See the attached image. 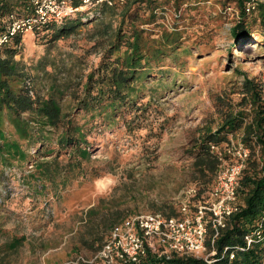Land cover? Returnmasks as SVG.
<instances>
[{
	"label": "trees",
	"instance_id": "obj_1",
	"mask_svg": "<svg viewBox=\"0 0 264 264\" xmlns=\"http://www.w3.org/2000/svg\"><path fill=\"white\" fill-rule=\"evenodd\" d=\"M67 1L79 8L60 20L33 26V38L46 44V52L32 65L18 56L23 33L10 35L0 45V179L13 177L24 183L30 209L38 211L45 210L51 197L61 198L75 179L96 173L91 160L92 151L101 145L96 142L99 134L123 127L130 137L143 142L150 140V131L161 134L167 120L160 119L159 99L177 84L179 70L174 67L182 63V54L191 53L200 39L215 35V15L226 16L231 7L237 14L229 31L236 51L264 45V4L247 13L245 0ZM217 4L222 7L214 15L211 8ZM34 13L32 0H0V34L8 31L12 14L29 17ZM82 32L76 40L81 41L83 53L95 49L101 55L82 85L78 82L73 88L75 59L68 64L64 57L60 64L52 55ZM235 71L243 78L237 88L219 95V121L216 126L200 127L188 151L198 200L208 196L219 170L231 162L234 144L241 141L250 149L238 177V210L217 231L206 216V251L201 255L178 251L160 255L149 249L135 262L113 264H264V79L239 68ZM28 163L32 167L27 172L19 177L13 173V168L23 169ZM166 206L153 211L167 216L178 213ZM128 216L111 221L109 234ZM25 241L24 235H14L5 248L0 247V262L8 250ZM97 261L80 258L68 264Z\"/></svg>",
	"mask_w": 264,
	"mask_h": 264
},
{
	"label": "rangeland",
	"instance_id": "obj_2",
	"mask_svg": "<svg viewBox=\"0 0 264 264\" xmlns=\"http://www.w3.org/2000/svg\"><path fill=\"white\" fill-rule=\"evenodd\" d=\"M221 7L212 6L211 13L217 14ZM237 18L232 7L226 16L215 15V35L196 40L191 53L182 54V63L174 67L179 70L177 84L159 99L160 119L167 120L160 135L150 131V140L143 142L130 137L123 127L99 134L96 142L101 145L92 151L91 160L96 173L88 172L87 178L75 179L63 190L61 198L51 197L43 211L30 209L24 183L13 177L0 179V247L5 248L14 235L26 237L23 245L8 250L0 264H68L80 258L94 262L109 236L111 221L165 204L178 211L184 198L182 191L194 186L188 149L200 127L216 126L219 121V95L237 88L243 78L236 68L264 79V45L253 44L249 51L233 48L229 31ZM84 34L59 45L52 55L60 64L64 57L68 64L75 59L73 88L82 85L101 55V50L95 49L83 53L81 41L76 39ZM23 36V50L18 56L32 65L45 54L46 44L38 43L31 32ZM231 50L233 53L229 54ZM61 72L62 76L67 75L64 70ZM153 126L158 128L156 123ZM146 131L142 130V135ZM32 152L36 155V147ZM31 167L28 163L26 168L12 171L19 177ZM6 173H11L10 169ZM91 207L93 213H88Z\"/></svg>",
	"mask_w": 264,
	"mask_h": 264
},
{
	"label": "built area",
	"instance_id": "obj_3",
	"mask_svg": "<svg viewBox=\"0 0 264 264\" xmlns=\"http://www.w3.org/2000/svg\"><path fill=\"white\" fill-rule=\"evenodd\" d=\"M105 0H97L101 2ZM112 3V0H106ZM35 13L29 17L12 14V22L6 33L0 34V45L17 32L27 33L39 22L60 20L74 9L67 0H32ZM85 3L91 0H84ZM264 0H245L247 13L255 12ZM213 149L217 146L212 144ZM231 151L232 160L219 170L208 196L194 199L196 186H188L182 191L178 213L167 216L160 211H140L126 217L116 225L95 259L107 264L120 260L137 261L151 249L158 254L173 251L203 254L206 251V216L217 231L225 226L227 218L239 208L237 204L238 177L246 165L250 149L238 141ZM252 238H249V243ZM91 261V260H89Z\"/></svg>",
	"mask_w": 264,
	"mask_h": 264
}]
</instances>
